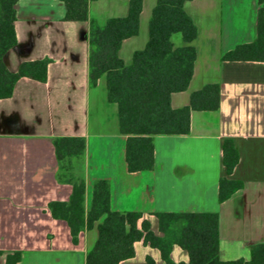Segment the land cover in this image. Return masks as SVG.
I'll list each match as a JSON object with an SVG mask.
<instances>
[{
	"label": "crops",
	"instance_id": "crops-1",
	"mask_svg": "<svg viewBox=\"0 0 264 264\" xmlns=\"http://www.w3.org/2000/svg\"><path fill=\"white\" fill-rule=\"evenodd\" d=\"M155 3L143 0L139 32L122 42L119 56L126 64L147 41ZM259 6L258 0L184 3L198 28L192 42L197 55L187 89L171 95V106L188 105L192 92L218 83L219 108L192 110L188 134L156 135L153 168L129 172L126 136L119 132L116 105L107 101L105 79L95 86L88 80V23L65 21L60 0H18L17 44L4 55L5 64L15 71L25 60L52 61L46 82L22 77L12 96L0 99V215L14 223L19 235L7 246L0 241V264L14 251L21 252L15 264H85L97 238L98 221L80 231L73 243L67 223L48 210L50 201H66L72 190L67 181L71 171L61 169L55 155L57 136L86 139L79 157L83 169L73 174L85 179L86 210L94 182L106 179L111 209L141 212L138 226L146 219L156 235H162L156 212H217L219 257L249 259L251 245L264 242V61L222 60V55L255 40ZM261 6L264 9V1ZM127 9L128 0H95L89 14L102 24ZM223 138H232L238 150L239 161L229 177L241 180L243 187L219 202V180L225 175ZM16 141L18 149L10 146ZM134 250L132 258L118 264H147L146 257L166 264L160 251L142 240L134 243ZM188 258L184 249L173 246L175 263Z\"/></svg>",
	"mask_w": 264,
	"mask_h": 264
},
{
	"label": "trees",
	"instance_id": "trees-1",
	"mask_svg": "<svg viewBox=\"0 0 264 264\" xmlns=\"http://www.w3.org/2000/svg\"><path fill=\"white\" fill-rule=\"evenodd\" d=\"M18 0H0V99L9 98L17 81L27 77L46 82L49 57L22 61L17 70H10L4 55L17 44L14 22ZM64 3L65 21L87 22L85 39L88 44V80L95 86L105 79L106 97L117 108L119 132L126 136L125 161L129 172L151 170L154 166V137L182 135L190 131L192 110H217L220 85L208 83L190 95L188 105L173 108L171 95L187 89L193 75L196 49L192 42L198 28L184 9L189 0H156L148 21V37L142 49L132 53L129 63L119 56L123 40L139 32L143 0H128L127 13L109 17L102 24L89 14L95 0H60ZM264 0H258L257 36L222 55V60L264 61ZM179 34V43L174 37ZM56 158L61 169L72 158L81 157L86 149L83 136H57L53 139ZM222 163L225 175L219 180L218 201L227 200L243 187V182L229 175L239 161L232 138L222 139ZM71 194L66 201L52 200L48 210L55 219L64 220L77 242L82 230L97 224V238L85 256V264H118L135 255L134 243L142 240L157 248L166 264H264V242L252 244L249 259L222 260L219 257V215L217 212H156V235L142 213L115 211L110 206V186L98 179L92 188L90 207L86 210L84 178L69 173ZM174 245L188 254L187 262L171 259ZM20 251L6 255V264H15ZM147 264H155L146 257Z\"/></svg>",
	"mask_w": 264,
	"mask_h": 264
},
{
	"label": "rangeland",
	"instance_id": "rangeland-1",
	"mask_svg": "<svg viewBox=\"0 0 264 264\" xmlns=\"http://www.w3.org/2000/svg\"><path fill=\"white\" fill-rule=\"evenodd\" d=\"M144 33H146V32L143 30L141 32V35H143ZM179 40H180V35L177 34L174 37V41L177 42ZM2 144L4 145L3 141L0 142V146H2ZM7 145H8V143H7ZM10 146H12L14 149L20 148L19 141H16L12 145L10 144ZM22 147H23V145H22ZM82 162H83V159L72 158L70 163H68V164H67V162L65 163V165L67 166L65 170H68V171L70 170L72 174L79 175L81 170L83 169ZM13 225H14V223L4 219L3 216L0 215V241H1V244L7 246L11 242L16 241V238H19V235H17L15 233V228L13 227ZM15 235H17V236L15 237Z\"/></svg>",
	"mask_w": 264,
	"mask_h": 264
}]
</instances>
